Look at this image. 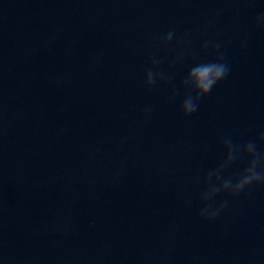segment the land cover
Returning a JSON list of instances; mask_svg holds the SVG:
<instances>
[{
	"label": "clouds",
	"instance_id": "obj_1",
	"mask_svg": "<svg viewBox=\"0 0 264 264\" xmlns=\"http://www.w3.org/2000/svg\"><path fill=\"white\" fill-rule=\"evenodd\" d=\"M255 29H264V12L254 17L253 30ZM174 36L175 30L168 31L156 38L155 46L167 47L172 43ZM190 37L191 33L186 32L182 38L177 40V45L182 48V51L177 54V61H183L188 56L193 58L196 56L195 50L190 47ZM244 46H247L246 43ZM221 48L222 44L219 41L205 40L200 51L215 54V59L192 64L179 87L172 85L169 102L175 101L181 94L180 89H183V98L179 105V111L183 117L193 116L199 109L200 101L207 97L218 83L229 76L231 67ZM100 55L102 56V53ZM160 63L159 59L151 60L143 77L145 88L151 90L158 83L172 84V76L158 70ZM151 111V107L144 109L146 118ZM222 147L225 154L224 160L218 167L209 170L203 176L204 188L199 194L201 207L198 219L208 223L214 222L229 207L228 199L217 200L221 195L236 198L246 191L250 194L256 186H264V131H261L257 140H250L244 144L234 143L230 137H224ZM239 160L247 161L243 171L235 177L226 176V170ZM197 180L199 181L200 178L197 177Z\"/></svg>",
	"mask_w": 264,
	"mask_h": 264
}]
</instances>
